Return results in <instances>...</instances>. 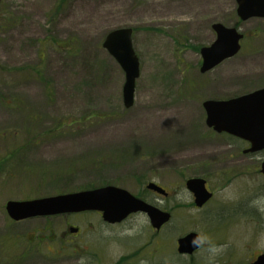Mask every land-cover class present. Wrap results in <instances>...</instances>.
I'll return each instance as SVG.
<instances>
[{"label": "rangeland", "instance_id": "rangeland-1", "mask_svg": "<svg viewBox=\"0 0 264 264\" xmlns=\"http://www.w3.org/2000/svg\"><path fill=\"white\" fill-rule=\"evenodd\" d=\"M59 2L0 0V159L14 149L12 164L47 166L48 175L98 155L92 163L104 165L105 171H83L78 181L50 182L40 190H73L92 176L94 186L113 183L137 194L141 189L135 181L143 177L171 189L167 202L156 203L171 209L173 219L158 233L143 215L113 231L94 214L31 219L9 227L7 201L34 193L13 171L0 177V241L6 233L19 237L7 243L8 255L0 249V264L12 263L24 250L26 264H76L66 255L88 241L95 242L100 263L136 253L134 264H209L207 246L192 258L177 253L178 238L191 231L223 246L212 264H246L252 254L264 253V153L252 164L240 162L232 148L235 141L207 127L203 108L207 100L264 87V19L243 22L241 29L248 34L239 55L201 74L200 49L213 43L212 25L239 21L236 0H66L57 10ZM120 27L134 28L140 59L130 109L123 101L125 73L103 48L106 35ZM38 67L41 77L29 71ZM23 123L34 128L33 134L21 136ZM28 139L31 144L21 142ZM195 176L220 190L203 213L188 208L192 195L185 179ZM226 180L232 182L223 187ZM67 223L79 225L82 235L65 238ZM26 232L31 241L39 236L73 244L55 255L47 240L38 257L37 248L30 249L23 237ZM222 254L224 259L217 261Z\"/></svg>", "mask_w": 264, "mask_h": 264}, {"label": "water", "instance_id": "water-1", "mask_svg": "<svg viewBox=\"0 0 264 264\" xmlns=\"http://www.w3.org/2000/svg\"><path fill=\"white\" fill-rule=\"evenodd\" d=\"M237 14L242 21L252 18H264V0H237ZM217 39L213 45L201 50L203 59L201 73H207L224 61L236 56L241 49L243 35L236 28H229L221 23L214 25ZM133 30L120 28L108 34L103 47L117 60L125 72L124 105L131 108L134 105L136 81L140 76V62L135 53L132 41ZM207 114L208 127L218 133H228L249 141L250 152L264 150V89L228 101L209 100L203 104ZM264 174V163L262 164ZM151 189L160 193L165 191L151 184ZM187 189L194 195L195 204L202 208L213 193L206 188V181L193 178L187 181ZM7 211L16 221L33 217L55 216L62 214L81 213L86 211L103 212L104 220L116 223L122 222L130 214L142 212L147 214L151 224L157 230L167 224L171 214L134 197L128 191L109 186L75 194L59 195L32 201H10ZM78 230L71 229L72 233ZM191 232L178 240V253L193 255L197 250L191 246ZM253 264H264V254Z\"/></svg>", "mask_w": 264, "mask_h": 264}, {"label": "flooded vegetation", "instance_id": "flooded-vegetation-1", "mask_svg": "<svg viewBox=\"0 0 264 264\" xmlns=\"http://www.w3.org/2000/svg\"><path fill=\"white\" fill-rule=\"evenodd\" d=\"M255 19H257V18H255ZM242 23L243 22L237 21L233 26L236 27V28H238L241 31V33H243L244 39H245L247 37V34L248 33H245L244 31H242V29H241ZM214 35H215V32H214ZM215 37H216V35H215ZM244 39H243V41H244ZM238 96H240V95H238ZM211 130H213V129H211ZM23 131H28V130H23ZM29 131H32L33 132L34 130H29ZM55 131H60V130H55ZM52 132H54V131H52ZM217 134H219V133H217ZM229 137L232 140L235 141L234 144L232 145V148H233V150H235L237 152L239 161L242 162V163H246L247 165L252 164L253 161H256V160H254L255 157H257L258 155H262L264 153V151H260V152H257V153H251L250 152L251 143L249 141H247L245 139H242V138H239V137H235V136H229ZM257 160L260 161V160H262V158H258ZM263 162L264 161H262L260 163V168H261V165H262ZM47 168H48V170L50 169L49 167L43 166V165L33 167L32 165L27 166V164H19V165H16L14 168H11V169L7 170L6 172H4V174H6V173H12L14 171V175L17 176V179L16 180H19L20 179V182H21L22 185L23 184L24 185H27V189L34 190V193H33L32 196L27 197V198H25L23 200H32V199L48 198V197H53V196L62 195V194H68V193H78V192H83V191H91V190H94V189H97V188H101V187H105V186H115V187H118V188H121V189H124V190L128 191L134 197H136V198H138V199L146 202L147 204H149V205H151L153 207H157V208H160L161 210H163L165 212L171 213V215H172L171 221L173 219V212H172L171 209L165 208V207H159L157 205V203H156L158 199H162L165 202H167L168 199H170L172 197L171 196L172 195L171 189L170 188H167V187H165L163 185H160L156 181L145 180L143 177H141L140 179L136 180L135 182H137L140 185V189L141 190L138 189L137 194H135V193L129 191L128 189L124 188V187H120V186L113 185V183H103L100 186H94L92 184V181H90V180H93L92 179V176H90L89 178L86 179L85 185L79 186V187H77V188H75L73 190L67 188V189H64V190H62V189L61 190H57V191H55L52 194H48V193H44L43 191L40 190V188H44L47 183H50V182L51 183H55L57 186L59 184L63 183V182H64V184H67L69 182L75 181V179L78 181V178H79L78 177V174L81 173V172H83V171H86L87 174L93 173L95 171L92 168V166H90V165H87L86 167H84V166H81V165L78 164L76 166H68V167H65V170L62 171V172H60V173L57 172L58 169H57V166H56V169L57 170L54 169L56 171H51L50 174L45 175L46 174L45 171H46ZM105 170H106V167L104 166V171ZM56 173H58V174H56ZM4 174L3 175L0 174L1 175L0 177L3 178L4 177ZM261 176H263V175H261ZM46 178H47V180H45ZM192 178H200V179L205 180L206 181L207 189L209 190V192L213 193V197L211 198V200L208 203H206L202 208H198L196 206L194 195L191 194L192 195V203L188 205V208H192L194 211H196L198 213H203V212H205L208 209V206L216 198V195H217V193L220 190H218V189H216V190L211 189V187L209 186L210 185L209 184V181L207 179H205L204 177H200V176L186 178L185 179L186 180L185 181V187H186V182L189 179H192ZM236 178L237 177H235L234 179H236ZM231 182H232V180L223 181L222 186L223 187H227ZM151 184H155L156 186H159L160 188H162L165 191V193H160V192H158L155 189L149 188V186ZM220 187H221V185H220ZM154 200H155V202H153ZM5 210H6V208H5ZM217 214H222V213L217 212ZM71 215L72 216H76V217H78V216L80 217L81 215H84V216L85 215H89V216L93 215L94 217H98L101 220L102 227H104V229L107 228L109 231H113L115 228L124 227V225L126 223H128L129 221L135 219L136 217H138L140 215H143V216L146 217V219L148 220V223L150 225V228L155 233L161 232L171 222L170 221L168 224H165L161 228V230H156L151 225V222H150L147 214L141 213V212L132 213L125 220H123L122 222H116V223H111V222H108V221L104 220V218H103V212H101V211H87V212L75 213V214H71ZM65 216H67V215H65ZM57 217H61V216L46 217V219H50L51 220V219L57 218ZM206 217H210V214H207ZM219 218H220V216H219ZM33 219H39V218H33ZM29 220H31V219H29ZM29 220H23V221L16 222V221H13L11 218H9V221H10L9 222L10 223L9 227H11L13 224H16V223H25L26 221H29ZM222 220L223 219L221 218L220 219V221H221L220 224H225V223H222ZM47 228H48V226L46 227V230H47ZM67 228L68 229L66 231H64V233H63V236L65 238H67V237L77 238V237H79V236L82 235L83 230H82V228L79 225L71 226L70 223H67ZM71 229L78 230V231L75 232V233H71L70 232ZM121 232H122V230H120L118 233L120 234ZM26 234H27V232H26ZM26 234H23V237L25 238V240H27L28 245L31 244V246H29L30 249H32L33 247L37 248L38 257L39 256H42L41 248H42V245H44V247H45V244H46L47 240L49 241L48 242V245L50 243H52V244H50L51 247H52V249H53L51 252L53 254H55V255H60L62 252L66 253V250L68 248V247H66V244L67 243L69 245L73 244L72 241L71 242L70 241H66V240L65 241H62L61 238L60 239L53 238L52 240H50L48 238L46 240V242H45L44 239L38 238L39 236L37 237L36 240H32L31 241V240L28 239L29 234H27V235ZM18 237H17V235H15L13 233H6L5 237L3 238V239H6V240L3 241V239H2L0 241V249H1V252L8 255V253H7L8 249H7V246H6L7 243L10 240H15V243H16L18 241ZM153 241L154 240L149 241V244L151 245L153 243ZM94 243L95 242H93V241H88L86 247L84 246L85 248L83 246L82 247H80V246L79 247L78 246H74V248H72V253L73 254H68L66 256L72 257L73 258V261H75L76 264H80V262H81L82 259L84 261V264H108V263H111L110 261H106V260L105 261H102L100 263L98 261L99 258L98 257H94V254L95 255H98L96 253V251L94 250L95 249ZM14 245H12L10 243L11 249H12V247ZM146 247H148V246L147 245H144L139 250V252H141V254H140V260H142L141 255L143 253V250ZM49 249L50 248H48L47 250H49ZM133 250H134V248L131 249L130 252L133 251ZM10 251L11 250L9 249V252ZM16 251L17 250H15L14 253ZM146 251H147V249L144 252H146ZM155 252H157L156 249H155ZM25 254H26V251L24 250V251H22L20 253V256L19 257L14 256L15 260L12 263L10 261H7L4 264H26L27 257H25ZM262 254H264V253H261L259 255H262ZM193 255H191V256H193ZM135 256H136V253H134V254H129L128 253L126 255H121L118 258H113V264H134L131 260L133 258H135ZM150 256H151V253H150ZM191 256H188V257L192 258ZM223 256H224L223 254L220 255L217 258V261H218V259H219V261H222L224 259ZM257 257L254 258V255L252 254L251 256H249L247 258V263L246 264H253L254 261L257 259ZM4 259L6 260L5 257H4ZM57 264H58V262H57ZM161 264H167V263H164L163 262Z\"/></svg>", "mask_w": 264, "mask_h": 264}, {"label": "trees", "instance_id": "trees-1", "mask_svg": "<svg viewBox=\"0 0 264 264\" xmlns=\"http://www.w3.org/2000/svg\"><path fill=\"white\" fill-rule=\"evenodd\" d=\"M64 1L66 2V0H60V2L58 4V7H57V10H59L61 8V6L64 5V3H65ZM60 4H62V5H60ZM67 50H69V49H67ZM38 68L39 69L36 70L35 72H33V70H29V71L32 74L35 73V75H39L41 77L42 76V69H41V67H38ZM80 120H83V119H80ZM25 127H26V124L23 125V128L21 127L22 128V131L23 130H28V131H23V134L21 136L31 135V133L33 134V132L32 131H29V130H34V128H25ZM21 142L24 143V144H25V142H27L28 144H31L32 143L31 141H29V139L28 140H22ZM15 152H18V151H15L13 149V151H12L11 154H9L5 158L0 159V174L3 175L4 172H6L7 170H9L11 168H14L16 166L14 163L12 164L13 160H15V157H13L14 154H15ZM95 159H99V156L97 155V156H92V157L87 158L86 159L87 163L83 164V166L86 167L87 165H90L94 169L95 173H100V172H102L104 170V165H98L96 163H92V161L95 160ZM45 180H47V178Z\"/></svg>", "mask_w": 264, "mask_h": 264}, {"label": "clouds", "instance_id": "clouds-1", "mask_svg": "<svg viewBox=\"0 0 264 264\" xmlns=\"http://www.w3.org/2000/svg\"><path fill=\"white\" fill-rule=\"evenodd\" d=\"M191 246L194 249H200L207 246V251L210 253L209 264H212L214 258L223 251V246L214 244L210 237L205 234L195 235L191 241ZM80 264H84L83 259L81 260Z\"/></svg>", "mask_w": 264, "mask_h": 264}]
</instances>
